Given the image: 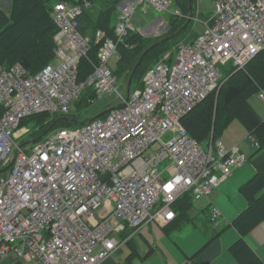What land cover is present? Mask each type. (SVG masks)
<instances>
[{
    "label": "built area",
    "instance_id": "2783aa9c",
    "mask_svg": "<svg viewBox=\"0 0 264 264\" xmlns=\"http://www.w3.org/2000/svg\"><path fill=\"white\" fill-rule=\"evenodd\" d=\"M173 3L124 0L115 36L95 32L92 60V38L80 26L93 3L59 0L53 60L36 72L0 64V264H102L144 226L173 222L183 196L210 197L249 160L213 133L200 142L183 119L219 91L226 66L244 69L264 50V0H216L204 33L164 53L141 87L127 85L125 94L118 86L119 45L133 47L127 37L141 32L138 5L161 12ZM84 59L93 70L80 80ZM113 93L119 105L41 140L20 126L33 114H70L84 96L94 104ZM257 93L264 101V86ZM211 215L220 225V211Z\"/></svg>",
    "mask_w": 264,
    "mask_h": 264
},
{
    "label": "trees",
    "instance_id": "16d2710c",
    "mask_svg": "<svg viewBox=\"0 0 264 264\" xmlns=\"http://www.w3.org/2000/svg\"><path fill=\"white\" fill-rule=\"evenodd\" d=\"M58 1L12 0L8 12L0 7V64L11 66L15 62H22L29 70L36 72L53 60L54 35L57 25L52 17V10ZM69 1L83 3L85 0ZM89 1L94 3L95 0ZM176 1L178 7L183 11L182 13L187 16H181L180 14L172 16L168 31L165 34H168L166 40H160L161 42L158 41L156 45L154 44L151 47L153 44L148 43L147 38H143L140 32H135L131 33L126 39L133 47L119 45L120 56L117 60L116 70L119 77L129 81L141 53L146 52L132 80L135 83L141 81L142 75H145L147 69L156 63V60L164 53L176 49L181 42H191L198 36V34H195V38H190L194 27H192L191 21L188 23L189 0ZM94 9L95 7H92L85 12L80 26V30L92 38L90 51L92 60H96L98 52L95 32L98 29H103L110 36H115L111 25V15L100 13L94 18L92 15ZM185 37L186 40L183 41ZM149 45L151 48L145 50ZM141 50L145 51L141 52ZM37 63H41L40 68H36ZM92 70L91 62L84 59L80 65V80H84ZM263 86L264 50L250 61L244 69L236 70L230 65L226 66L225 77L219 91H215L207 99L200 102L183 119V124L192 136L205 143L211 138L212 133L215 138H220V133L233 120L238 118L248 130V138L252 137L259 143L252 157L258 153H262L264 156V119L247 99L252 91ZM81 100H85L90 104L86 96ZM235 103L237 104L233 106ZM71 115L48 112L37 113L23 118L20 126L25 125V128L28 129L25 137L38 141L56 128L81 125L82 122L77 121ZM89 119L87 117V120ZM240 190L246 198L247 207L223 229L214 231L213 236L206 245L218 238L228 226H233L240 234V237L230 246V252L233 256L241 264H264V259L256 253L246 240L247 235L261 222H264V170L260 165L257 166L255 174L242 184ZM193 202L195 201L191 195H185L179 199L175 205L177 218L190 219L188 218L189 210ZM210 206L209 203L206 210Z\"/></svg>",
    "mask_w": 264,
    "mask_h": 264
},
{
    "label": "rangeland",
    "instance_id": "374dc122",
    "mask_svg": "<svg viewBox=\"0 0 264 264\" xmlns=\"http://www.w3.org/2000/svg\"><path fill=\"white\" fill-rule=\"evenodd\" d=\"M5 4L10 2V0H3ZM124 0H95L93 7L95 9L92 11L94 18L100 13H107L111 15V25L113 27L118 21L120 7ZM192 3V17L191 10L188 16V19L191 21L192 30L191 39L195 38V34H202L206 31L205 22L210 20L212 16L216 13V0H191ZM145 5V4H144ZM144 5H138L137 13L135 14L134 23L137 27L140 28V34L143 38H147L148 43L156 44L158 41L167 37L166 32L169 28V21L174 15L187 16L183 14L181 8L178 7L177 1L174 0L173 5L168 11H158L153 7L147 6L144 8ZM2 7V5H0ZM189 9H190V0H189ZM8 12V9H4ZM146 10V11H145ZM106 17V16H103ZM162 19L163 24L158 26L156 24L160 23ZM164 19V20H163ZM188 20V21H189ZM164 36V37H163ZM162 37V38H161ZM186 40V37L183 38V41ZM151 45V47L153 46ZM150 45L147 46L145 50L151 48ZM145 50H141L144 52ZM173 54L176 53L175 49L171 50ZM144 54V53H143ZM141 53V56L143 55ZM120 56V55H119ZM161 58V57H160ZM160 58L156 60L159 61ZM36 68L41 67V63L36 64ZM143 76L141 81L137 83L132 81L131 90H134L135 87H141ZM225 77V68L223 69V79ZM129 81H125L124 78L119 77V88L125 94L127 92V85ZM258 90L255 89L248 96V102L252 107L262 116L264 114V101H262L258 96ZM120 98H117L116 95L106 94L102 99L97 100L94 104H88L85 100H80L74 104L73 112L71 116L76 118L77 121L85 122L87 117L91 118L100 113L101 110L109 109L110 107L120 104ZM235 103L233 106H235ZM76 105V106H75ZM52 114V113H51ZM85 120V121H84ZM75 126V125H72ZM24 131L28 133V129L25 128ZM220 139L227 145H240L243 151L249 156V160L239 169H237L230 177H228L223 183H221L215 192L208 198L201 199L199 201L193 202L192 207L189 210V217L187 218H177L174 222V225L170 227V230L167 233L164 229L158 224H154L155 227H158L161 232H156L154 234V242L161 243L169 252V254L174 257L177 262H180L184 256L183 251L192 250L196 244L200 241H207V234H212L214 231H219L223 229L233 218L240 212L244 210L247 206L246 198L240 190V187L244 182H247L249 178L254 174V161L257 158V155L253 156L255 148L252 146L251 142L248 141V130L240 119L233 120L219 135ZM167 140L168 137H165ZM25 141V140H24ZM153 148V147H152ZM152 150V149H151ZM261 154V153H260ZM212 203L210 208L206 210V207L209 203ZM245 206V207H244ZM217 208L221 213V219H218L220 225H217L216 219H213L211 211ZM244 208V209H243ZM154 223H156L154 221ZM149 230L144 229L142 234L146 235ZM150 233V232H149ZM237 230L233 226L227 227L222 235L221 241L225 243L226 254L221 258L220 264L226 262L230 257L235 263L233 254L230 252V245L234 242L232 240L236 237ZM238 239V237H237ZM235 239V240H237ZM145 242L144 237L138 235L135 239L134 246L130 243H125L122 245V249L119 252H115L112 255L113 260L119 262L120 264H135L137 260H143L140 257H137V253L134 251V247L140 248L141 257L146 253L150 245H147L146 251L142 249V244ZM152 243L156 245L158 243ZM146 243V242H145ZM152 250V248H149ZM259 254L264 257V246L261 247ZM159 255V254H158ZM158 257V258H157ZM146 261V260H144ZM148 264H161V256L154 254L149 259H147ZM217 263V262H216ZM1 264H11V260L2 261ZM227 264V263H226Z\"/></svg>",
    "mask_w": 264,
    "mask_h": 264
},
{
    "label": "crops",
    "instance_id": "0c3cea01",
    "mask_svg": "<svg viewBox=\"0 0 264 264\" xmlns=\"http://www.w3.org/2000/svg\"><path fill=\"white\" fill-rule=\"evenodd\" d=\"M10 3L11 2H7L5 4V2L3 0H0V5H2V8L5 9H9L10 8ZM260 115V114H259ZM261 116V115H260ZM263 119H264V114L261 116ZM249 141V140H248ZM238 145V144H237ZM232 146V145H231ZM240 148L241 146L238 145ZM253 146V145H252ZM256 149V147H254ZM242 149V148H241ZM243 150V149H242ZM254 154V153H253ZM260 165L261 168L264 170V156L263 154L259 153L257 155V158L256 160L254 161V168H255V171H254V174L257 170V166ZM235 172V171H234ZM253 174V175H254ZM252 175V176H253ZM250 179V178H249ZM224 182V181H223ZM222 182V183H223ZM210 204H212L210 202ZM247 206V205H246ZM245 207V206H244ZM210 208V207H209ZM244 209V208H243ZM242 210H240L241 212ZM239 212V213H240ZM238 213V214H239ZM236 214V216L238 215ZM235 216V217H236ZM234 217V218H235ZM233 218V219H234ZM177 219H175L173 222L167 224V225H161L159 222L155 221L156 223L152 222L146 226H144L140 232L138 234H136L134 236V239L129 241L128 243H130L132 246L133 243H135V239L138 235H141L142 237H144L145 239V242H143L142 244V249L146 251L147 249V245L149 244L150 247L152 248V250H150L148 248L147 250V253L141 257V252H140V248L138 247H134V252L137 253V257H140L142 258L143 260H137L135 262V264H148L146 263L147 262V259H149L151 256H153L154 254H156L157 256H161V264H220V260L222 257L225 256L226 254V247H225V243H223L221 241V235L222 233L219 235L218 238H215L213 241H211L208 245L207 242L209 241V239L213 236L212 234H207V241H200L198 244H196V246L190 250V251H183V254L185 257L182 258V260L180 262H177V260L172 257L169 252L167 250H165L164 246L159 243V242H154L153 238L154 237V234L156 232H161L160 229H158V227H155L154 224H158L160 225V227L162 229H164L167 233H170L168 232L170 230V227L172 225H174V222L176 221ZM231 222V221H230ZM229 227V226H228ZM235 228V227H234ZM144 229H147L149 230V232H147L146 235L142 234V231ZM236 229V228H235ZM237 230V229H236ZM237 237L239 238L240 237V234L237 230V234H236V237L232 240V242L236 241L235 239H237ZM246 240L248 241V243L250 244V246L256 251V253L262 258L264 259V257H262L260 254H259V251L261 249V247L264 246V222H261L257 227H255L246 237ZM158 243L156 244L155 246L152 245V243ZM233 242V243H234ZM232 243V244H233ZM231 244V245H232ZM230 245V246H231ZM122 249V248H121ZM121 249H119L117 252L121 251ZM230 249V247H229ZM159 254V255H158ZM158 258V257H157ZM235 258V257H234ZM146 260V261H144ZM235 260H237L235 258ZM134 262V261H133ZM131 263V264H134V263ZM217 262V263H216ZM238 263H235L230 257L228 258V260L226 262H223L222 264H241L238 260L236 261ZM11 264H19V263H11ZM102 264H120L119 262H116L115 260H113L112 257H110L109 259H107L106 261H104Z\"/></svg>",
    "mask_w": 264,
    "mask_h": 264
},
{
    "label": "water",
    "instance_id": "95a60500",
    "mask_svg": "<svg viewBox=\"0 0 264 264\" xmlns=\"http://www.w3.org/2000/svg\"><path fill=\"white\" fill-rule=\"evenodd\" d=\"M190 10H191V17H192V3H191V0H190ZM190 22V20L188 21V23ZM187 23V24H188ZM167 38H164V39H162L161 41H164V40H166ZM161 41H159V42H161ZM158 43V42H157ZM156 43V44H157ZM155 44V45H156ZM154 46V45H153ZM146 53V52H145ZM145 53L140 57V59L138 60V62H137V64H136V66H135V68H134V70H133V73H132V75H131V77H130V79H129V82H128V90H130V88H131V84H132V80H133V75H134V73L136 72V70H137V68L139 67V65H140V63H141V61H142V59H143V57L145 56ZM106 111H104L103 113H105ZM102 113V114H103ZM14 161V160H13ZM13 163V162H12Z\"/></svg>",
    "mask_w": 264,
    "mask_h": 264
}]
</instances>
